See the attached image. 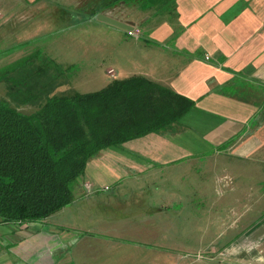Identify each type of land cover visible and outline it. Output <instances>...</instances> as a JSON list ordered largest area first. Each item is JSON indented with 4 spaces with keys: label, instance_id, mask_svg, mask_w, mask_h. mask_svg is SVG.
<instances>
[{
    "label": "rangeland",
    "instance_id": "obj_1",
    "mask_svg": "<svg viewBox=\"0 0 264 264\" xmlns=\"http://www.w3.org/2000/svg\"><path fill=\"white\" fill-rule=\"evenodd\" d=\"M124 1L113 10L123 11L130 25L159 21L165 13L173 17L172 0ZM100 5L99 0H0V100L30 114L51 97L97 91L113 78L147 70L141 50L146 30L139 28L134 36L111 30L91 17ZM137 8L148 17L136 15ZM208 156L140 173L132 180L139 185L132 187L108 181L91 190L81 183L87 190L76 187L69 205L28 225L56 230L52 239L58 248L44 245L41 258L26 243L14 253L23 264L36 258L41 264H264V242L251 252L232 253L243 246L232 242L242 232L233 228V213L245 206L236 201L235 210L231 200L236 195L243 201L244 190L232 191L229 164H213ZM17 238L3 241L9 245Z\"/></svg>",
    "mask_w": 264,
    "mask_h": 264
},
{
    "label": "crops",
    "instance_id": "obj_2",
    "mask_svg": "<svg viewBox=\"0 0 264 264\" xmlns=\"http://www.w3.org/2000/svg\"><path fill=\"white\" fill-rule=\"evenodd\" d=\"M100 2L94 15L128 21L121 16L123 11L113 10L124 0L113 6L106 0ZM170 4L172 18L165 13L159 21L151 18L131 24L134 30L127 35L139 34L143 28L148 38L141 48L148 57L147 70L137 69L133 75L191 99L194 106L181 116L180 129L174 132L148 134L100 151L88 161L83 184L91 190L108 181L132 187L139 185L132 181L138 174L187 165L188 158L194 163L193 158L209 155L213 164L227 162L230 189L241 186L244 190L243 201L234 195L231 208L237 202L245 206L242 212H232L234 230H242L232 242L243 245L232 253L251 252V246L264 242V0H172ZM136 11V15L145 14ZM237 222L241 225L236 226ZM28 225L0 221L1 264H23L14 251L26 243L41 258L44 245L58 248L59 241L52 239L56 230H30ZM11 235L19 238L8 245L3 240ZM6 247L10 252L4 253ZM40 260L33 259V264H41Z\"/></svg>",
    "mask_w": 264,
    "mask_h": 264
},
{
    "label": "trees",
    "instance_id": "obj_3",
    "mask_svg": "<svg viewBox=\"0 0 264 264\" xmlns=\"http://www.w3.org/2000/svg\"><path fill=\"white\" fill-rule=\"evenodd\" d=\"M106 1L113 6L120 0ZM193 106L141 75L115 78L93 92L51 97L30 114L0 100V221L21 226L61 210L100 151L174 132Z\"/></svg>",
    "mask_w": 264,
    "mask_h": 264
},
{
    "label": "water",
    "instance_id": "obj_4",
    "mask_svg": "<svg viewBox=\"0 0 264 264\" xmlns=\"http://www.w3.org/2000/svg\"><path fill=\"white\" fill-rule=\"evenodd\" d=\"M95 19H98L99 21H102L104 23H107L109 25H112L118 29L124 30L126 32H132L134 30V26L128 24L127 22L117 20L113 17H110L105 14H96L94 15Z\"/></svg>",
    "mask_w": 264,
    "mask_h": 264
},
{
    "label": "built area",
    "instance_id": "obj_5",
    "mask_svg": "<svg viewBox=\"0 0 264 264\" xmlns=\"http://www.w3.org/2000/svg\"><path fill=\"white\" fill-rule=\"evenodd\" d=\"M112 72V70H109V73H111Z\"/></svg>",
    "mask_w": 264,
    "mask_h": 264
}]
</instances>
